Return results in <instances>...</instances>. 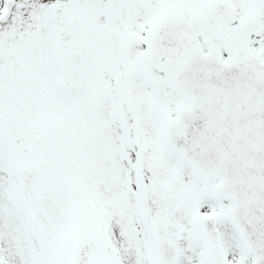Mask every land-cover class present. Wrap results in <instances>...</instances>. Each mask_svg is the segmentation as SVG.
<instances>
[{
  "label": "snow or ice",
  "instance_id": "6c2138e0",
  "mask_svg": "<svg viewBox=\"0 0 264 264\" xmlns=\"http://www.w3.org/2000/svg\"><path fill=\"white\" fill-rule=\"evenodd\" d=\"M0 264H264V0H0Z\"/></svg>",
  "mask_w": 264,
  "mask_h": 264
}]
</instances>
